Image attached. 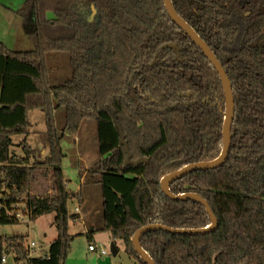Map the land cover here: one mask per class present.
I'll return each instance as SVG.
<instances>
[{
    "label": "trees",
    "instance_id": "trees-1",
    "mask_svg": "<svg viewBox=\"0 0 264 264\" xmlns=\"http://www.w3.org/2000/svg\"><path fill=\"white\" fill-rule=\"evenodd\" d=\"M172 3L232 82V143L222 166L194 170L171 184L174 194L207 199L218 227L196 234L148 231L142 247L156 264H264V0ZM81 4L97 11L94 26ZM17 14L34 49L14 50L0 41V224L20 221L16 203L23 201L30 218L55 214L58 237L44 255L30 256L28 235L0 236V264L4 254L24 264L68 260L75 236L55 117L62 105L70 135L77 136L87 118L97 123L99 156L84 183L100 185L102 214L88 225L90 245L95 233L106 232L136 264H148L132 242L143 226L211 224L201 202L173 199L162 189L164 175L220 156L226 117L218 70L170 16L165 0H26ZM53 52L68 53L73 66L71 78L57 85L48 61ZM34 109L45 113L40 137L48 152L41 157L27 138L23 154L13 150L15 135L30 134ZM43 179L53 192H35Z\"/></svg>",
    "mask_w": 264,
    "mask_h": 264
},
{
    "label": "rangeland",
    "instance_id": "rangeland-1",
    "mask_svg": "<svg viewBox=\"0 0 264 264\" xmlns=\"http://www.w3.org/2000/svg\"><path fill=\"white\" fill-rule=\"evenodd\" d=\"M25 1L26 0H0V41L5 43V45L10 49H34V44L27 38L21 25L20 17L17 14V11L22 7ZM79 8L81 9L83 17L90 23V25L94 26V20L97 12L95 13L94 9H89L82 4ZM262 40L263 39L261 38L257 40V42L259 43ZM48 61L51 68L53 85L63 83L67 79L71 78L73 74V66L68 53H49ZM54 103L57 105L58 101L54 99ZM55 117L58 131L61 135H63L61 140V145L65 154L62 164L63 171L65 176L70 179L71 185L75 186L70 188V190L74 192L76 186L80 183L79 164L82 166L84 164L94 166L98 159L99 148L97 123L92 118L85 119L78 135L73 136L64 131L66 124L65 106L62 105L55 109ZM29 118L32 122L30 134L28 136L22 134L15 135L13 137L15 143L13 150L17 153L22 152L23 147H21V143L26 138L33 148H40L43 144L40 133L46 130L45 113L41 109H34L30 111ZM82 171L85 172V170L81 168V173ZM86 176L87 175L85 174V178H87ZM90 176L91 175L88 174V178ZM51 188V181L43 179L39 186L36 187L35 192L44 194ZM78 192H80V188H78ZM84 192L85 190H83V193ZM81 200L82 198L79 199V197L76 196L72 197L68 203L69 214L70 216L72 215V218L69 220L70 234L75 236L77 242L76 245L71 246L66 264H124L119 256L112 254L113 243L110 240L109 233H95L96 243L99 245L104 244L108 250V255H100L90 250V243L86 233L88 231L87 228H89L88 225H93V221L84 220L83 210L80 211V216L82 218L74 219L76 214L79 215L76 211V206L81 207ZM101 200L102 199H100L99 203H101ZM95 202V207H98L97 209L99 211L94 212L93 217L95 222H97L100 220L102 213L101 206L99 207L98 201ZM21 206L23 208L26 207L24 204ZM54 217V213H47L33 219L30 218L28 214L23 213L24 219L21 218L18 222L0 224V236L6 235L8 237H13L21 234L28 235V243L29 241H34L39 249V251H35V255L42 254L49 251L51 242L58 237V230L54 223ZM118 246L121 251H124V244L122 242L119 241Z\"/></svg>",
    "mask_w": 264,
    "mask_h": 264
},
{
    "label": "water",
    "instance_id": "water-1",
    "mask_svg": "<svg viewBox=\"0 0 264 264\" xmlns=\"http://www.w3.org/2000/svg\"><path fill=\"white\" fill-rule=\"evenodd\" d=\"M166 8L170 14V16L192 37V39L197 43V45L203 49L205 54L208 56L210 61L213 63L215 68L218 70L226 94V117H225V124H224V133H223V150L219 157L213 160H206L200 161L195 163L187 164L186 166L178 169L176 171H172L166 175H164L161 179L162 189L163 191L173 199L178 200H196L201 202L205 207L207 212L211 218V224L204 228H193V229H180L170 227L168 225H164L161 223H151L146 226H143L132 237V242L135 246V250L140 254L141 258L144 262L148 264H156L154 259L147 253V251L142 247L141 239L142 236L147 233L148 231L152 230H165L174 234H196V233H206L212 231L218 227V218L216 214L213 212L212 208L207 199L203 198L196 192H185L180 194H174L171 191V184L178 178L198 169H212L215 167L222 166L224 162L227 160L230 150H231V143H232V124L235 117V96L233 91L232 82L224 68L223 64L217 58L213 50L210 46L204 41L201 36L196 32V30L184 19L182 18L176 11L172 0H165ZM94 12L97 11L94 9ZM176 47V45H174ZM75 187L73 185L70 188ZM77 240L73 241V246L76 245ZM112 254L115 256H119L124 264H136L132 257L126 253L125 251H121L120 248L113 243L112 244Z\"/></svg>",
    "mask_w": 264,
    "mask_h": 264
},
{
    "label": "crops",
    "instance_id": "crops-1",
    "mask_svg": "<svg viewBox=\"0 0 264 264\" xmlns=\"http://www.w3.org/2000/svg\"><path fill=\"white\" fill-rule=\"evenodd\" d=\"M44 131H42V132H44ZM41 133H40V135H41ZM21 147H23V146L21 145ZM34 149L36 150V155L38 157L44 156L48 152V148L45 147V144L44 143L41 145L40 148L37 147V148H34ZM17 154H23V148H22V152L17 153ZM90 166L91 165H88V164H84L83 166L81 164H79V178H80V183H79L78 186H76L75 191L73 192V197H76L81 192V194H82V200H81L82 203H81L80 210L81 211L82 210L84 211L83 212L84 220L85 221L90 220L91 222L92 221L94 222L95 220H94L93 214H94V212L99 211L97 209L98 207H95V204H96L95 201H98V205L100 207L101 206V203H99V201H100V199H102V194H101V188L99 187L98 184H88V185H86L84 183L85 182V174H86V171L89 170ZM81 168L83 170H85L84 174H82V175H81ZM70 186H71V184H70ZM78 188H80V192H78ZM83 190H85L84 193H83ZM50 191H53V190L51 189ZM77 218H79V219L82 218L80 216V213H79V215H78ZM87 230H88V228H87Z\"/></svg>",
    "mask_w": 264,
    "mask_h": 264
},
{
    "label": "built area",
    "instance_id": "built-area-1",
    "mask_svg": "<svg viewBox=\"0 0 264 264\" xmlns=\"http://www.w3.org/2000/svg\"><path fill=\"white\" fill-rule=\"evenodd\" d=\"M22 204L25 205V202L20 201V202L16 203V207L17 208H20V210H18L16 212V214H17V216H18L19 219H21V218L24 219L23 218V213L24 214H28V213H25L23 211L24 208L21 206ZM76 211L77 212L80 211V207L79 206H76ZM28 247H29V255L30 256H33L35 254V251H39V249L37 248L36 243L34 241H31V242L29 241ZM89 247H90V250L91 251H94L97 254H100V255H108V250L106 249V247H105L104 244H100L99 245L97 243H94V244H91ZM42 254L44 255L45 252L42 253ZM2 262H3V264H24V260L16 259L15 256L8 255V254H4V256L2 257Z\"/></svg>",
    "mask_w": 264,
    "mask_h": 264
}]
</instances>
